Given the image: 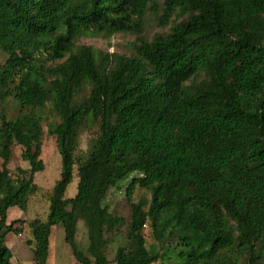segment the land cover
Wrapping results in <instances>:
<instances>
[{
	"label": "trees",
	"instance_id": "trees-1",
	"mask_svg": "<svg viewBox=\"0 0 264 264\" xmlns=\"http://www.w3.org/2000/svg\"><path fill=\"white\" fill-rule=\"evenodd\" d=\"M147 12L168 32L144 36ZM82 32L134 34V52L76 46ZM0 49V99L26 108L0 111V264H11L6 235L20 232L7 210H26L45 168L47 104L60 173L46 218L27 226L32 264H46L54 225L79 264H109L105 235L125 223L114 264H264V0H0ZM13 144L28 164L14 182ZM129 174L126 222L104 199ZM135 188L149 200L131 201Z\"/></svg>",
	"mask_w": 264,
	"mask_h": 264
},
{
	"label": "rangeland",
	"instance_id": "rangeland-1",
	"mask_svg": "<svg viewBox=\"0 0 264 264\" xmlns=\"http://www.w3.org/2000/svg\"><path fill=\"white\" fill-rule=\"evenodd\" d=\"M155 1L158 5L162 2V0ZM180 18L181 17H177L173 19V21L179 20ZM170 24L166 27L158 25L155 15L151 12H147L145 30L142 34L147 38H151L157 33L165 34L168 32ZM135 38L136 35L129 33H115L110 37L105 38L101 34L82 32L78 35L75 45H91L104 51L130 55L134 52L133 44ZM6 57L7 55L0 49V64L5 61ZM62 60L63 59L49 60L46 58L44 62L46 66H54ZM202 76L203 74L200 73L196 76V79L200 80L203 78ZM0 111L4 112L8 118H14L19 113L25 112L26 108L22 107L12 96H6V98L0 99ZM42 111L45 116L42 123L43 135L40 158L43 160L45 168L41 171L35 172L33 175V181L37 184L38 189L29 197L25 211L20 210L16 206L10 207L7 210V222L18 219L19 221L15 223V226L20 228V232L16 233L12 231L5 237V243L12 248L11 251L14 254L12 264H32L34 241L31 242V244L28 243L30 235L27 226L29 221L35 218L41 220L46 218L50 191L60 173V156L56 147L55 137L47 130V123L50 121H58V118L51 112L49 104H47ZM91 133V131H83L80 134L78 145L79 152L86 151ZM7 167L13 176V182L15 181V176L18 175L17 168H28L27 162L21 158V147L19 145L13 144L11 146V157L7 163ZM75 170L76 167L73 170L71 181L65 190L66 197H72L76 193L77 176ZM131 175L132 174H129L125 180H121V183L111 187L104 199V204L108 207L109 211L122 217L126 222H128L130 216V202L125 197L124 189L130 180ZM138 200L148 201V191L142 188H135L131 201L135 202ZM127 228L128 225L125 223L117 230L106 233L107 245L105 253L109 260V264H114L113 257L117 246L127 245ZM144 235L147 245L149 246L152 243V239L147 228L144 231ZM75 240L80 249L85 250L87 246V232L82 220H78L77 222ZM46 264H79L73 257L69 245L64 240V232L61 225H54L51 228Z\"/></svg>",
	"mask_w": 264,
	"mask_h": 264
},
{
	"label": "crops",
	"instance_id": "crops-1",
	"mask_svg": "<svg viewBox=\"0 0 264 264\" xmlns=\"http://www.w3.org/2000/svg\"><path fill=\"white\" fill-rule=\"evenodd\" d=\"M6 245H7V243H6ZM9 248H10V250L12 249L9 245H7ZM12 252V251H11ZM14 259V254H13V252H12V257H11V264H12V260Z\"/></svg>",
	"mask_w": 264,
	"mask_h": 264
},
{
	"label": "built area",
	"instance_id": "built-area-1",
	"mask_svg": "<svg viewBox=\"0 0 264 264\" xmlns=\"http://www.w3.org/2000/svg\"><path fill=\"white\" fill-rule=\"evenodd\" d=\"M20 235V234H19Z\"/></svg>",
	"mask_w": 264,
	"mask_h": 264
}]
</instances>
